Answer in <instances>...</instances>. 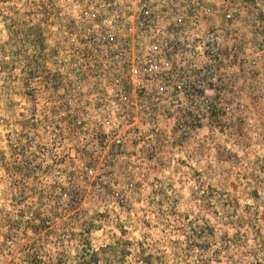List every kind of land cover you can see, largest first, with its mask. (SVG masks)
Wrapping results in <instances>:
<instances>
[{
    "label": "rangeland",
    "instance_id": "374dc122",
    "mask_svg": "<svg viewBox=\"0 0 264 264\" xmlns=\"http://www.w3.org/2000/svg\"><path fill=\"white\" fill-rule=\"evenodd\" d=\"M82 2L0 0V264H264V0H204L211 108L123 153L77 125L108 65L75 49Z\"/></svg>",
    "mask_w": 264,
    "mask_h": 264
},
{
    "label": "built area",
    "instance_id": "2783aa9c",
    "mask_svg": "<svg viewBox=\"0 0 264 264\" xmlns=\"http://www.w3.org/2000/svg\"><path fill=\"white\" fill-rule=\"evenodd\" d=\"M81 5L84 31L75 49L85 60L108 65L96 74L107 80L106 95L100 94L93 110L86 108L78 126L100 128L106 148L110 143L123 153L120 129L136 133L138 123L148 120L156 129L164 113L211 108L206 95L214 78L200 64H210L219 43L213 27L201 23L212 11L204 0H83ZM224 18L231 21L233 15L227 12Z\"/></svg>",
    "mask_w": 264,
    "mask_h": 264
}]
</instances>
